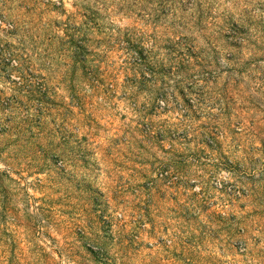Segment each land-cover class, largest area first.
<instances>
[{
  "label": "rangeland",
  "instance_id": "rangeland-1",
  "mask_svg": "<svg viewBox=\"0 0 264 264\" xmlns=\"http://www.w3.org/2000/svg\"><path fill=\"white\" fill-rule=\"evenodd\" d=\"M0 264H264V0H0Z\"/></svg>",
  "mask_w": 264,
  "mask_h": 264
}]
</instances>
